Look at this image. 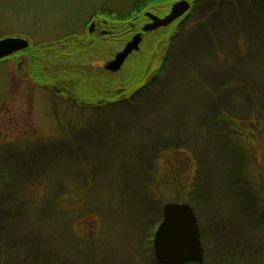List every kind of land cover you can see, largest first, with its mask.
I'll use <instances>...</instances> for the list:
<instances>
[{
	"label": "rangeland",
	"instance_id": "1",
	"mask_svg": "<svg viewBox=\"0 0 264 264\" xmlns=\"http://www.w3.org/2000/svg\"><path fill=\"white\" fill-rule=\"evenodd\" d=\"M136 1L0 0V38L29 42L0 58V264H161L148 244L169 201L194 208L207 264H231L238 243L264 248V0H196L108 71L132 35L115 19ZM50 44L62 51H35ZM222 147L244 158L232 173L259 217L247 228L216 216L220 196L206 212L198 200Z\"/></svg>",
	"mask_w": 264,
	"mask_h": 264
},
{
	"label": "flooded vegetation",
	"instance_id": "2",
	"mask_svg": "<svg viewBox=\"0 0 264 264\" xmlns=\"http://www.w3.org/2000/svg\"><path fill=\"white\" fill-rule=\"evenodd\" d=\"M194 3H195L194 1H190V7ZM156 4L157 3L154 2L153 4H150L141 10V13L143 16L141 18V20H138L137 22L135 20H130V22H129L128 31H132V35L135 33H140V38H141L140 41L142 40V38L146 34V32H149V31H142V26L150 20V18L145 13L151 12L154 15L162 17L169 10L168 9L167 12H165L164 11L165 8L163 6H160L159 4L156 5ZM190 7H189V9H190ZM182 17H183V15H181L180 17H178L175 20H180V19H182ZM163 27H165V26H163ZM158 28H162V26L158 27ZM158 28H156V29H158ZM166 28H167V26H166ZM153 30H155V29H153ZM87 31L89 32V34L96 31V23L93 20H90ZM150 31H152V30H150ZM100 33L101 34L109 33V30L108 29L106 30L103 28L100 30ZM122 35H123V32L120 33L119 37ZM166 35H167V38H169L170 36H173L172 35V29H170ZM158 70L159 69H157V68L153 69L150 72V73H152L154 71V73L151 77H153L158 72ZM145 80L148 81L149 80L148 77ZM219 106L221 107V105H219ZM221 112L222 111H217L216 115H214L212 117H216L217 115L220 116ZM227 117L236 119V117H230V115ZM222 121L227 123L226 126H224V125L222 126L223 129H227L230 133L232 132L235 136L237 134L244 135V137L248 139L249 135L246 134V132L248 131L247 125H245L244 123L241 122L239 125L233 127L234 124L232 121H225V120H222ZM250 133H251L250 137H253L255 135L253 131H250ZM221 146H224L223 141H222ZM183 151H184V156L188 157L187 150L185 149ZM249 152H251V151H249ZM249 152L246 151V153H249ZM259 152L262 154L260 149H259ZM219 154L225 159V161L222 162V157L220 155H218L220 158L218 159V162H217V169L214 168L213 171L209 170V171L205 172L209 175L210 172L212 171L211 173L215 176H218L219 180H217V178H213V177L202 178L198 182V189H199L198 200H199V202L202 203V209L204 208L203 211L206 212L205 211V209H206L205 204H207V198L211 195L213 198H215V200H217V197H215V196H220L219 199L221 200V203L218 202V203H216V206H215L214 212H215V214H217L216 216L245 220V228H247V222L249 220L259 219V217L254 215V213L256 214L257 211L253 209V205H252V202L249 198L248 191L246 189L245 190L241 189L244 186L248 185L247 182H244L242 184L241 181H238L234 178V174L232 173V171L235 170V168L239 165L240 161L243 160L244 158H243V156H241L240 153H234L233 151H231L227 147H222L220 149ZM256 158L257 157L253 156V154H252V164L256 160ZM201 159H202L201 163H202V165H204L205 164L204 158L202 157ZM262 174H264V171ZM210 176L211 175H209V177ZM229 178H231V179H229ZM260 178H261V180L263 179V177H261V176H260ZM190 188L191 187H189V189ZM225 198L228 201L224 202L223 200ZM185 203H188V202H185ZM188 204L190 205V203H188ZM190 206H191V208L195 214L196 220H197L198 231H199V240H200V245L202 247V259H201V261L200 262L193 261V262H196L197 264H207L206 256L208 255V252L211 251V249L209 248V244L204 243L202 241L200 223L197 219L194 208L192 207V205H190ZM211 246L213 247V250H215V245H211ZM256 247H260L258 252L255 251ZM238 248L240 249V251H242L240 254H238L237 253L238 251H236ZM234 252H235L234 255L236 256V259H233L231 264H242V262H245L244 264H246V260H248L247 257L249 256L248 254L252 255L253 253L256 255L255 257L260 258V260H262L264 258V248L262 249L261 243H258L257 245L255 244V246H254V244L250 245V243H248V244L246 243V245H244L243 243H238L236 249L234 248ZM243 257H245L246 260ZM251 262L252 261H250L249 263H251ZM249 263H247V264H249Z\"/></svg>",
	"mask_w": 264,
	"mask_h": 264
},
{
	"label": "water",
	"instance_id": "3",
	"mask_svg": "<svg viewBox=\"0 0 264 264\" xmlns=\"http://www.w3.org/2000/svg\"><path fill=\"white\" fill-rule=\"evenodd\" d=\"M190 7L188 0H175L170 4L168 12L159 17L146 12L150 18L142 26V31H150L161 26H166ZM140 33H135L117 51L113 58L104 64V69L117 71L126 57L137 50L140 42ZM29 42L20 36H5L0 38V58L24 49ZM154 71L148 76L153 75ZM162 217L155 227L151 246L155 259L161 264H184L190 261L200 262L202 259V247L199 240V231L195 214L188 203L169 201L161 208Z\"/></svg>",
	"mask_w": 264,
	"mask_h": 264
},
{
	"label": "trees",
	"instance_id": "4",
	"mask_svg": "<svg viewBox=\"0 0 264 264\" xmlns=\"http://www.w3.org/2000/svg\"><path fill=\"white\" fill-rule=\"evenodd\" d=\"M156 0H137L132 6H131V8L125 13V14H123V15H119V16H117V18L116 19H118V20H116L115 18V21H117L118 23H120V24H118V26H121V30H122V32L124 33L125 31L127 32L128 31V19L129 20H135L136 22L138 21V20H141V18L143 17L142 16V13H141V10L143 9V8H145L146 6H148V5H150V4H153L154 2H155ZM192 1H194V2H196L197 3V1L196 0H192ZM165 6H167V5H165ZM159 10V9H158ZM165 10H167V8H165ZM164 10V11H165ZM135 17V18H134ZM114 24L116 23V22H113ZM55 46L56 45H54V44H50V45H48V46H42V47H40V48H36L35 49V51H37V52H42V51H44V53L46 52V54H49V53H52V54H57V52L59 53V52H61L62 50L60 49V48H55ZM33 47H28L27 48V50L28 49H32ZM69 52V51H68ZM70 53V52H69ZM57 56V55H56ZM45 58H47V57H45ZM42 60H44V58L42 59ZM129 86V85H128ZM127 87V86H126ZM128 89V87L127 88H125V90H127ZM122 89H118V90H116V91H113V92H107L108 94H102L101 92L98 94V95H96L97 97H96V99L95 98H93L94 100H95V102H102V101H105V100H108V99H112L111 101H117V100H115L116 99V97H118V92H120ZM123 91V90H122ZM128 97H129V95H128ZM96 104V103H95ZM174 182H176V183H174ZM173 184H175L176 185V187H174L178 192H180L181 191V187L179 186V181H178V179H177V177H175V181H173ZM155 205V204H154ZM153 205V206H154ZM151 206V205H150ZM157 206H158V204H157ZM156 205H155V207H157ZM148 247H149V249H150V256L152 257V258H154L153 257V254H152V250H151V242L148 244Z\"/></svg>",
	"mask_w": 264,
	"mask_h": 264
}]
</instances>
